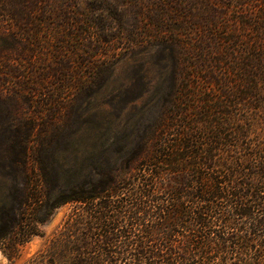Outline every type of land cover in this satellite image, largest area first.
I'll list each match as a JSON object with an SVG mask.
<instances>
[{
    "label": "trees",
    "instance_id": "obj_1",
    "mask_svg": "<svg viewBox=\"0 0 264 264\" xmlns=\"http://www.w3.org/2000/svg\"><path fill=\"white\" fill-rule=\"evenodd\" d=\"M72 1L0 0V251L264 264V0Z\"/></svg>",
    "mask_w": 264,
    "mask_h": 264
},
{
    "label": "rangeland",
    "instance_id": "obj_2",
    "mask_svg": "<svg viewBox=\"0 0 264 264\" xmlns=\"http://www.w3.org/2000/svg\"><path fill=\"white\" fill-rule=\"evenodd\" d=\"M113 2L118 0H112ZM77 4H80L81 7L87 6L91 4V0H73L71 2V7L75 11V8ZM125 48L121 51V53L125 54L124 52ZM130 62L128 60L119 62L118 65L115 68V79L118 80L121 77L122 71L128 67ZM107 101V90L102 88L94 97L92 101V107L94 109V114L96 115L97 120L102 123V119L104 118L105 111H108L106 106ZM121 127L119 125L116 126V130H120ZM55 158L58 161H61L59 159V156L55 154ZM68 211V207L63 208L58 215L53 219V221L45 226L39 225V230L45 232L47 235L59 224L60 219L63 215V213ZM44 239H42L39 236H34L30 241L27 243L20 245L18 248L17 255L14 259L9 260L1 251H0V264H25L26 261L32 257L34 254L38 252V250L43 246Z\"/></svg>",
    "mask_w": 264,
    "mask_h": 264
}]
</instances>
